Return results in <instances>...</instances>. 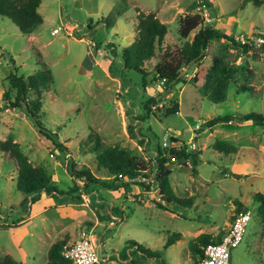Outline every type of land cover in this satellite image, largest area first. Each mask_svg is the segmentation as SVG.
Returning <instances> with one entry per match:
<instances>
[{
	"label": "rangeland",
	"instance_id": "1",
	"mask_svg": "<svg viewBox=\"0 0 264 264\" xmlns=\"http://www.w3.org/2000/svg\"><path fill=\"white\" fill-rule=\"evenodd\" d=\"M211 1L208 5L201 0H42L38 10L43 22L30 34L22 33L10 18L0 15V139L19 142L29 160L43 166L58 188L78 186L75 194L82 197L79 202H57L42 193L28 203L29 195L16 188L14 160L0 149V257L9 253L21 264H46L47 250L54 240L65 237L70 243L85 229L105 257L98 264H112V259L115 263L128 239L159 250L166 264H195L192 238L205 230H225L235 213V200H239L250 209L251 216L242 240L231 249L230 264H264V227L257 212L259 202L253 197L254 191L264 193V124L232 120L195 132L203 120L218 114L264 113V53L251 47L243 50L227 39H213L202 58L181 67V75L187 80L199 61L224 56L234 73L226 98L220 102L210 100L189 82L179 81L166 92L153 79V66L163 49L174 50L186 39L178 33V20L187 13H200V25L213 24L234 37L264 36V3ZM150 10L168 29L162 49L143 63L149 74L142 85L141 74L133 69L110 72L106 56L117 68L121 47L138 35L139 13ZM106 16L112 20L111 26L104 23ZM54 27L58 31L51 34ZM196 30L189 33V40ZM35 49L52 74L50 87L42 91L41 119L66 148L39 134L22 109L4 108L10 56L17 74H30L42 68ZM14 92L12 89L11 95ZM149 96H156L159 102L146 114L142 102ZM174 101L178 111L169 113L167 108ZM129 122L136 123V129L145 136L130 137ZM92 130L100 134L103 145L129 148L147 164L151 176L156 167V145L168 149L170 135L191 151L201 149L196 164L189 158L186 164L171 165L175 193L194 195L193 204L188 207L163 200L177 215L153 204L152 199L158 197L156 189L146 190L136 182L120 190L82 185L68 172L70 161L78 169L88 167L95 175L112 179L97 164L96 153L90 148L88 135ZM215 138L236 144L238 150L230 154L215 150L211 147ZM232 163L238 164L237 170L230 169ZM234 171L242 175L233 176ZM110 207L123 211L119 218ZM176 231L181 232V242L165 250L166 238ZM136 264L162 262L159 257Z\"/></svg>",
	"mask_w": 264,
	"mask_h": 264
},
{
	"label": "trees",
	"instance_id": "2",
	"mask_svg": "<svg viewBox=\"0 0 264 264\" xmlns=\"http://www.w3.org/2000/svg\"><path fill=\"white\" fill-rule=\"evenodd\" d=\"M42 0H0V15L10 18L24 34H30L42 22L43 17L38 8ZM201 2L211 4V0H201ZM255 4H262L264 0H254ZM203 16L198 13H187L179 17L178 33L180 37L186 38L180 47L176 49L164 48L161 56L153 66V79L159 81L166 92L173 88L179 81H185L192 84L198 91L206 95L214 102L223 101L227 95V89L234 73V69L230 62L222 55H212L209 61L203 63L199 61L196 70L186 80L181 75V67L188 65L193 61H197L203 57L204 51L213 39H227L231 43L239 45L243 50L249 49L252 45L249 43H242L238 38L230 33L223 31L221 27L213 24L205 23L200 25ZM103 21V19L101 20ZM104 23L106 26L112 25V20L105 17ZM91 28V24H87ZM197 27L193 37L189 40L187 37L189 33ZM167 24L161 21L156 13L152 10L147 13H139L137 22L138 35L127 45L121 47L118 52L119 65L115 68L114 61L109 56L108 70L113 72V69L122 71L123 69H133L141 74L142 85H145L146 76L149 71L144 67V61L155 56L158 50H161V44L167 32ZM38 56L37 62H40L38 70L24 75L17 74V67L14 65V59L10 56L12 62L11 69L7 74L9 86L3 92L6 103L4 108H20L30 117L33 125L36 127L39 134L49 138L54 145L62 148L64 145L56 139V132L51 131L42 122V91L48 89L52 82V74L50 69L46 66V62L41 58V52L35 49ZM242 90L245 88L242 85ZM14 89V94L11 95V90ZM159 99L156 96H149L142 102L145 113L149 114L152 110V105H156ZM169 113L178 111V103L173 102L167 108ZM138 120H143V117L136 116ZM232 120H239L244 122H253L256 124H264V113L259 111H247L242 115L233 114H218L202 121L195 129L198 133L205 128L211 129L212 126L219 122H231ZM137 124L133 122L128 123V132L130 137L138 138L145 136L142 131L136 129ZM88 137L92 144L90 148L94 151L97 164L107 171L112 179L101 178L94 174L88 167L78 169L73 161L68 164V172L75 178L82 181V185L99 184L114 190L125 189L130 183H139L146 190L149 189V184L143 181H130V178L146 175L150 176L151 170L147 164L137 158L129 148L120 144L103 145L100 134L97 131H91ZM139 134V135H138ZM141 143L144 139H138ZM171 143H179V147H170L164 150L160 144H157V156L155 157L156 167L153 171V180L157 184L159 199H152L153 204L171 212L173 209L167 204L177 203L181 206L190 207L194 202V195L179 196L177 195L170 183V173L172 164H186L187 160L191 158L192 163L196 164L200 159L199 154L201 149L195 148L193 151L188 149L187 145L183 143L178 137L170 135ZM211 147L215 150L221 151L225 154L235 153L238 146L229 141L215 138L211 143ZM0 149L6 153L9 158H12L16 164V188L29 195L26 200L28 203H33L39 199L42 193L52 196L57 202H62L65 199H73L76 202L82 201L80 194H75L78 186L70 187L68 189H60L56 186L55 180L46 171L43 166L34 165L28 156L21 150L20 143L12 138L0 139ZM233 176H240L241 173L231 172ZM253 197L258 204V215L260 222L264 227V193L261 191H254ZM166 202H171L164 204ZM235 212L245 208V205L239 200H235ZM28 206V205H27ZM111 211L116 212L119 216L122 210L117 207H110ZM175 211V210H174ZM172 211V212H174ZM176 212V211H175ZM177 215H180L176 212ZM175 213V214H176ZM99 217H104L100 214ZM233 218V215H232ZM223 234V233H222ZM182 237L180 231L171 233L165 241V247L174 242L176 239ZM221 236H214L209 232L202 231L198 233L190 241V249L196 256L195 264H199V259L203 255V248L208 242H217ZM125 248L119 252L117 258L122 264H136L145 263L153 258H161L162 264H166L162 258V253L157 249H151L148 246H141L135 239H128ZM67 243L65 237L54 240L47 250L46 264H71V260L63 255V247ZM0 264H21L11 254L5 253L0 257Z\"/></svg>",
	"mask_w": 264,
	"mask_h": 264
},
{
	"label": "built area",
	"instance_id": "3",
	"mask_svg": "<svg viewBox=\"0 0 264 264\" xmlns=\"http://www.w3.org/2000/svg\"><path fill=\"white\" fill-rule=\"evenodd\" d=\"M206 20H210V17H205ZM58 31L57 27H54L50 32L55 34ZM238 38L242 43L251 44V48L262 47L259 52L264 53V36L257 35H240ZM163 146H167L166 142H163ZM179 143H171L167 147H179ZM153 174L151 176L139 175L130 178V181H143L149 184V189H156L158 192L157 184L153 180ZM159 199V196L156 197ZM251 216V211L248 207L239 210L233 214L231 222H229L225 231L223 232L221 239L217 242H208L203 248V255L199 259V264H230L231 249L235 247L243 238L245 227ZM100 248H97L95 239L91 238V234L82 229L78 232L74 241L66 243L63 247V255L71 260V264H98L102 260L100 254Z\"/></svg>",
	"mask_w": 264,
	"mask_h": 264
},
{
	"label": "crops",
	"instance_id": "4",
	"mask_svg": "<svg viewBox=\"0 0 264 264\" xmlns=\"http://www.w3.org/2000/svg\"><path fill=\"white\" fill-rule=\"evenodd\" d=\"M107 62H108V64H109V60L107 59ZM238 164L237 163H232L231 164V166H230V169L231 170H237V168H236V166H237ZM171 172H172V170H171ZM234 172H236V171H234ZM171 174V173H170ZM170 183H171V180H170ZM172 186V185H171ZM173 188V187H172ZM174 190V189H173ZM175 192V191H174ZM46 195V194H45ZM41 196V195H40ZM47 196H49V195H47ZM52 197V196H51ZM117 216H118V218H119V215L117 214ZM229 224V223H228ZM228 226V225H227ZM226 226V227H227ZM226 229V228H225ZM204 230H205V228H204ZM206 232H209V233H211L212 235H214V236H222V233L225 231V230H218V229H216L215 230V232L214 231H207V230H205ZM181 240H182V238L180 237V238H178V239H176L174 242H172L171 244H169L168 246H166L165 248V250H167L168 248H170V247H172L174 244H179L180 242H181ZM117 254V253H116ZM117 256H118V254H117ZM102 259L104 260L105 259V257H102ZM113 260V259H112ZM111 260V263L112 264H122L121 263V261H119V259L117 258L116 260V262L114 263V261H112Z\"/></svg>",
	"mask_w": 264,
	"mask_h": 264
},
{
	"label": "water",
	"instance_id": "5",
	"mask_svg": "<svg viewBox=\"0 0 264 264\" xmlns=\"http://www.w3.org/2000/svg\"><path fill=\"white\" fill-rule=\"evenodd\" d=\"M254 49L261 50V49H262V47H256V48H254Z\"/></svg>",
	"mask_w": 264,
	"mask_h": 264
},
{
	"label": "clouds",
	"instance_id": "6",
	"mask_svg": "<svg viewBox=\"0 0 264 264\" xmlns=\"http://www.w3.org/2000/svg\"><path fill=\"white\" fill-rule=\"evenodd\" d=\"M257 50V49H256ZM259 51V50H258Z\"/></svg>",
	"mask_w": 264,
	"mask_h": 264
}]
</instances>
